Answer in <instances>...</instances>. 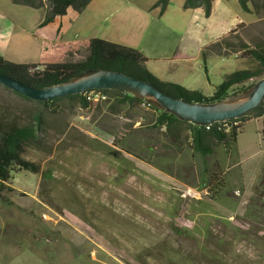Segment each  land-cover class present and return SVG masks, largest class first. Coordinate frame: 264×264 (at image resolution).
<instances>
[{
	"label": "rangeland",
	"instance_id": "rangeland-1",
	"mask_svg": "<svg viewBox=\"0 0 264 264\" xmlns=\"http://www.w3.org/2000/svg\"><path fill=\"white\" fill-rule=\"evenodd\" d=\"M261 22L263 26L264 19ZM225 41L229 45L223 56L209 58L206 71H193L205 88L220 83L241 60L244 68L257 67L243 49L264 46V38H243L238 31ZM85 54L84 49L65 61ZM236 88L229 91L230 97L235 98ZM113 102L106 96L85 108L77 98L65 96L46 110L38 143L26 146L23 156L39 163L50 177L42 181L40 173L19 170L0 185V243L11 247L6 258H55L57 264H73L65 260L70 258H82L83 264H96L91 258H114L113 264H165L164 258L174 253L173 258H194L201 264H213L208 258H222V264H264V243L239 237L223 223L224 218L236 223L243 215L255 175L264 164V118L246 122L238 134V163H233V156L222 158L220 149L206 157L209 169L222 164L227 186L214 201L198 187L204 165L199 157L191 160L183 154L178 160H163L162 171L124 151L121 162L105 149H96L99 141L113 146L114 136L132 124H151V113L141 105ZM32 105L0 84V118L23 122ZM176 226L187 230L177 233ZM35 246L41 254L34 252Z\"/></svg>",
	"mask_w": 264,
	"mask_h": 264
},
{
	"label": "trees",
	"instance_id": "trees-1",
	"mask_svg": "<svg viewBox=\"0 0 264 264\" xmlns=\"http://www.w3.org/2000/svg\"><path fill=\"white\" fill-rule=\"evenodd\" d=\"M10 1L15 5L46 9L41 22V24H46L55 16L66 14L68 7L81 12L91 0ZM169 1L156 0L154 6H158L160 12H163ZM246 1L248 0H238L242 9L247 8ZM196 6H203L206 16L211 12V0H185L183 3L185 8ZM230 34L231 32L202 48L201 59L204 64L212 55H224L223 50L229 45L225 38ZM85 51V56L79 60L45 64L14 63L0 56V73L40 88L69 82L84 74L88 69L106 68L148 81L176 98L189 102L209 103L233 101L245 97L264 72V46H246L243 52L257 62V67L255 69L238 68L225 74L213 92L210 95H205L198 89H188L178 83L159 79L146 67L145 56L135 48L95 37L87 41ZM246 82L248 83L245 84ZM233 88H236V92L233 94L235 98L229 96V91ZM91 90L110 96L114 100V105H141L142 101L145 100L149 102V106H143V108L151 113L150 125L139 123L138 126L134 127L132 124L119 136H114L113 146L99 141L96 142L99 146L94 145L96 149H105L113 160L121 162L124 160L122 157V151H124L132 155L133 158L152 164L162 171H165L161 164L163 160H178L183 154H188L191 160L199 157L202 165H204L199 171L200 182L198 187L205 189L208 197L214 201L219 199L227 186L222 173V164L218 162V165L214 166L213 169H209L206 167V157L220 149L222 158L228 159L233 156V163H238V134L243 130L246 121L264 116L263 101L256 108L237 118L217 121L210 125H195L178 119L152 99L114 89ZM16 94L31 101L33 105L28 117L23 122L7 116L3 119L0 118V185L7 182L13 172L19 170L40 173L42 181L50 177L46 170H41L39 163L26 159L23 152L26 146L38 143L39 135L45 128L44 113L61 97L48 100L44 104L42 101L30 99L19 93ZM84 95L86 94L82 92L66 97L77 98L80 105L86 108L90 105L91 100H88ZM134 168L132 163V169ZM119 173H122V169ZM2 189L0 188V192ZM238 219L236 223H233L224 218L223 223L225 226L234 229L239 237L244 239L255 237L264 243V166L253 185L244 213ZM175 230L177 233H184L187 229L176 226ZM219 242L220 239L216 243ZM202 249L205 250V248ZM203 253L207 254L206 252ZM214 253L212 255L217 256ZM175 255L174 253L167 255L168 258H164L165 264H201L194 261V258H173ZM208 260L213 264L224 262L222 258H208Z\"/></svg>",
	"mask_w": 264,
	"mask_h": 264
},
{
	"label": "crops",
	"instance_id": "crops-1",
	"mask_svg": "<svg viewBox=\"0 0 264 264\" xmlns=\"http://www.w3.org/2000/svg\"><path fill=\"white\" fill-rule=\"evenodd\" d=\"M155 2L91 0L81 12L68 7L66 14L41 24L46 9L0 0V56L14 63H58L77 56L86 48L87 41L96 37L139 50L146 58V67L159 79L210 95L216 85L205 88L198 80L199 74L194 75L193 71H206L208 59L217 55L210 56L204 64L202 48L229 32L240 31L243 38H264V25L261 26L264 0H248L246 9L241 8L238 0H211L208 16L203 6L183 7L185 0H170L163 12L154 6ZM242 62L238 68H244ZM187 75L190 76L185 79ZM261 118L264 116L250 120ZM263 166L255 175L256 179ZM240 168L246 183V171L241 160ZM0 237L4 238V235ZM38 248L35 246L33 250L41 254ZM10 249V245L3 241L0 243V264L12 261L19 264H57L55 258H6ZM65 260L73 264L84 263L82 258ZM91 260L96 264L114 262V258Z\"/></svg>",
	"mask_w": 264,
	"mask_h": 264
},
{
	"label": "water",
	"instance_id": "water-1",
	"mask_svg": "<svg viewBox=\"0 0 264 264\" xmlns=\"http://www.w3.org/2000/svg\"><path fill=\"white\" fill-rule=\"evenodd\" d=\"M199 1V0H193ZM0 84L30 99L42 101L82 93L90 89H114L152 99L178 119L195 125H210L237 118L264 101V72L243 98L209 103L189 102L176 98L152 83L132 75L106 68L88 69L66 83L36 88L0 73Z\"/></svg>",
	"mask_w": 264,
	"mask_h": 264
},
{
	"label": "built area",
	"instance_id": "built-area-1",
	"mask_svg": "<svg viewBox=\"0 0 264 264\" xmlns=\"http://www.w3.org/2000/svg\"><path fill=\"white\" fill-rule=\"evenodd\" d=\"M84 96H86V98L88 100H98V99H105L106 98L105 94H103V95H84ZM141 105H142V107L143 106L144 107H148L149 106V102L144 100V101H142Z\"/></svg>",
	"mask_w": 264,
	"mask_h": 264
},
{
	"label": "bare ground",
	"instance_id": "bare-ground-1",
	"mask_svg": "<svg viewBox=\"0 0 264 264\" xmlns=\"http://www.w3.org/2000/svg\"><path fill=\"white\" fill-rule=\"evenodd\" d=\"M92 92H94L93 90L90 89V91L86 90V91H83L84 94H92Z\"/></svg>",
	"mask_w": 264,
	"mask_h": 264
},
{
	"label": "flooded vegetation",
	"instance_id": "flooded-vegetation-1",
	"mask_svg": "<svg viewBox=\"0 0 264 264\" xmlns=\"http://www.w3.org/2000/svg\"><path fill=\"white\" fill-rule=\"evenodd\" d=\"M199 1H201V0H199Z\"/></svg>",
	"mask_w": 264,
	"mask_h": 264
}]
</instances>
